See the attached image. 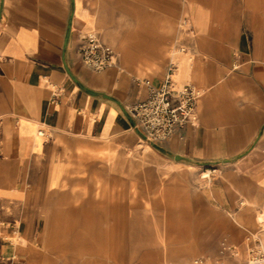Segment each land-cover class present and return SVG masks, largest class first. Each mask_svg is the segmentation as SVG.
Instances as JSON below:
<instances>
[{
  "label": "crops",
  "instance_id": "0c3cea01",
  "mask_svg": "<svg viewBox=\"0 0 264 264\" xmlns=\"http://www.w3.org/2000/svg\"><path fill=\"white\" fill-rule=\"evenodd\" d=\"M91 32L113 65L82 62ZM174 49V87L201 95L155 143L126 107ZM183 166L208 173L200 194L159 203L168 244L153 252L172 258L159 264L243 259L264 221V0H0V264H106L126 230L111 223L128 222L113 195Z\"/></svg>",
  "mask_w": 264,
  "mask_h": 264
},
{
  "label": "built area",
  "instance_id": "2783aa9c",
  "mask_svg": "<svg viewBox=\"0 0 264 264\" xmlns=\"http://www.w3.org/2000/svg\"><path fill=\"white\" fill-rule=\"evenodd\" d=\"M79 53L82 62L95 70L113 65L116 56L114 48L103 42L95 32L85 35ZM177 61L176 49H174L159 85H154L149 78L136 77V82L143 83L148 88V96L126 107L139 124L143 136L155 143L169 138L177 126L192 119L197 100L201 95V90L192 84H184L180 88L174 87ZM38 133L44 135L45 131L40 129ZM263 213L264 210L260 212ZM258 228L257 232L251 234L253 243L248 246L241 260L227 262L223 259L201 256L188 262L168 264H264V221L259 219ZM223 251L232 256L241 254L235 245H225Z\"/></svg>",
  "mask_w": 264,
  "mask_h": 264
},
{
  "label": "rangeland",
  "instance_id": "374dc122",
  "mask_svg": "<svg viewBox=\"0 0 264 264\" xmlns=\"http://www.w3.org/2000/svg\"><path fill=\"white\" fill-rule=\"evenodd\" d=\"M203 171L202 169L195 170L188 166L167 169L159 175L149 176L151 180L135 184L136 187L134 188L115 191L113 208L122 209L124 214L120 217H126L128 222L120 223L117 221L111 223L114 227H121L122 225L126 230L122 231V233L120 229L115 230L111 247L109 241H107V247L114 251L104 254L107 260L106 264H159L172 259L153 252L155 246L162 245V247L166 248L168 244L166 222L163 215L166 209L164 205H159V203L163 204V201L168 199L170 195L185 198L188 196V190L193 193L194 197L196 194H200ZM125 201L126 203H124ZM260 216L261 214L258 213V219ZM135 217L142 219L138 223L144 231L142 230L139 234L135 233L133 237L131 236L133 234L132 230L137 223L131 219ZM108 224L110 226V223ZM83 226L84 224L80 223V228H84ZM123 233L129 234L125 242L128 246L123 248L124 250L128 249L129 260L122 263L118 259L119 253L116 250L122 249L120 246L122 243L120 234ZM101 244H105V242ZM134 244L142 245L137 253L132 252L135 249ZM102 255V253L97 254L98 257ZM132 255H135V258H131Z\"/></svg>",
  "mask_w": 264,
  "mask_h": 264
},
{
  "label": "bare ground",
  "instance_id": "6f19581e",
  "mask_svg": "<svg viewBox=\"0 0 264 264\" xmlns=\"http://www.w3.org/2000/svg\"><path fill=\"white\" fill-rule=\"evenodd\" d=\"M202 173H203V175H207V171H203Z\"/></svg>",
  "mask_w": 264,
  "mask_h": 264
}]
</instances>
